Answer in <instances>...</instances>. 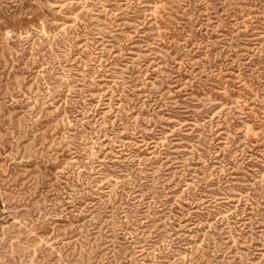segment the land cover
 <instances>
[{
    "label": "rangeland",
    "instance_id": "obj_1",
    "mask_svg": "<svg viewBox=\"0 0 264 264\" xmlns=\"http://www.w3.org/2000/svg\"><path fill=\"white\" fill-rule=\"evenodd\" d=\"M0 264H264V0H0Z\"/></svg>",
    "mask_w": 264,
    "mask_h": 264
}]
</instances>
